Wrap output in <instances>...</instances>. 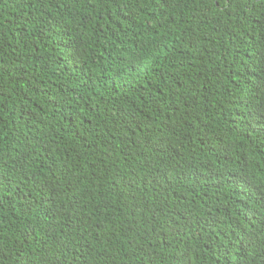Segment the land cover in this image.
Listing matches in <instances>:
<instances>
[{
    "label": "trees",
    "instance_id": "1",
    "mask_svg": "<svg viewBox=\"0 0 264 264\" xmlns=\"http://www.w3.org/2000/svg\"><path fill=\"white\" fill-rule=\"evenodd\" d=\"M0 264H264V0H0Z\"/></svg>",
    "mask_w": 264,
    "mask_h": 264
}]
</instances>
